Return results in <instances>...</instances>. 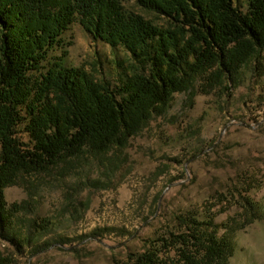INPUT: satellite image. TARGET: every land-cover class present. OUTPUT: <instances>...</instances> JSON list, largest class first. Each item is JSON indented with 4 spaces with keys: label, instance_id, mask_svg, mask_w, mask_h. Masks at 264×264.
Masks as SVG:
<instances>
[{
    "label": "trees",
    "instance_id": "16d2710c",
    "mask_svg": "<svg viewBox=\"0 0 264 264\" xmlns=\"http://www.w3.org/2000/svg\"><path fill=\"white\" fill-rule=\"evenodd\" d=\"M74 22L129 53L118 85L99 60L94 71L64 65L63 34ZM263 58L264 0L245 10L235 0H0V235L11 238L20 204L8 207L4 192L22 173L125 148L177 93L198 81L228 89ZM23 121L29 142L17 136ZM174 218L184 229L150 240L126 264H229L232 241L212 218Z\"/></svg>",
    "mask_w": 264,
    "mask_h": 264
},
{
    "label": "rangeland",
    "instance_id": "374dc122",
    "mask_svg": "<svg viewBox=\"0 0 264 264\" xmlns=\"http://www.w3.org/2000/svg\"><path fill=\"white\" fill-rule=\"evenodd\" d=\"M235 3L247 8V0ZM63 39L65 66L94 71L99 60L118 85L128 52L93 39L78 22ZM61 50H51L45 65ZM236 81L228 89L198 81L177 93L125 148L22 173L4 192L7 206L20 210L11 238L0 235V264H126L150 240L184 229L174 217L188 213L220 226L219 237L232 241L229 264H264V58ZM17 133L29 142L25 121Z\"/></svg>",
    "mask_w": 264,
    "mask_h": 264
}]
</instances>
